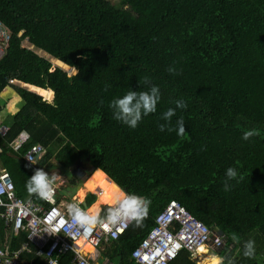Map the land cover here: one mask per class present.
<instances>
[{"label": "trees", "instance_id": "obj_1", "mask_svg": "<svg viewBox=\"0 0 264 264\" xmlns=\"http://www.w3.org/2000/svg\"><path fill=\"white\" fill-rule=\"evenodd\" d=\"M0 21L10 35L0 58V96L11 88L21 99L5 120L0 165L18 197L30 194L26 180L36 168L65 174L88 159L111 180L95 170L87 179L102 177L91 190L100 194L114 182L148 201L139 221L103 253L117 264H133V249L171 201L224 235L216 253L224 264H264V0H0ZM24 40L32 48L22 47ZM33 48L76 73L52 70ZM153 84L161 95L155 112L135 128L113 118L110 100ZM50 91L51 101L38 93ZM178 99L185 108H176ZM169 108L175 115L160 131ZM246 130L253 135L243 140ZM22 133L28 140L14 151ZM33 144L44 153L32 168L23 155ZM229 166L238 179L225 191ZM94 200L88 194L86 205ZM248 239L255 241L251 258L243 256ZM23 240L14 236L11 248ZM195 259L196 252L182 250L169 264Z\"/></svg>", "mask_w": 264, "mask_h": 264}, {"label": "built area", "instance_id": "obj_2", "mask_svg": "<svg viewBox=\"0 0 264 264\" xmlns=\"http://www.w3.org/2000/svg\"><path fill=\"white\" fill-rule=\"evenodd\" d=\"M9 39V31L0 21V58ZM7 130V127H0V136L3 137ZM27 140V134H20L13 141L12 149L19 150ZM43 153L40 144H33L26 150L23 159L33 168ZM56 185L53 183L51 200L41 199L35 193L22 199L16 195L9 174L0 165V229L5 233L2 242L0 240V264H52L53 260L56 264H114L108 257L101 256L98 250L100 244L124 234L135 219H125L108 226L97 224L87 233L79 226L69 228L70 213L65 203L57 202ZM20 235L24 236V241L11 250L10 240ZM224 242L217 229L208 228L180 203L171 201L156 216L155 225L133 249L131 259L133 264H169L181 250L207 252L208 249L223 247ZM84 245H89L92 251H84ZM66 253L71 255L61 263Z\"/></svg>", "mask_w": 264, "mask_h": 264}, {"label": "clouds", "instance_id": "obj_3", "mask_svg": "<svg viewBox=\"0 0 264 264\" xmlns=\"http://www.w3.org/2000/svg\"><path fill=\"white\" fill-rule=\"evenodd\" d=\"M166 70L172 74H178L179 72V69H177L174 65H169ZM145 80L147 81L148 78L145 77ZM160 98L161 95H160L159 87L153 84L150 85V87H148L147 90H139V91L128 90L122 96L110 100L108 106L112 110V116L115 120L125 124L130 128H135L143 116H147L148 114L156 111V105L160 101ZM175 106L178 109L185 108L186 104L182 99H178L175 101ZM174 115H175V109L173 108H169L167 111H165L162 114V118L165 121V123L160 124L158 126L160 131H164L168 127V121ZM0 127L8 128V126L5 125V122ZM168 130L171 131L172 129L168 128ZM176 131L177 134H183L184 132V123L182 118L176 120ZM252 135H253L252 130H246L242 133L241 139L248 140L249 137H251ZM56 178H60V177L58 175L56 176L49 175V173L45 172L43 168L38 167L35 169L33 174L29 178H27L26 189L30 193L37 194V196L41 199L51 200L54 192L53 181ZM234 179H238V170L234 167L229 166L225 170V181L223 184V188L225 191L230 190L231 188L230 182ZM122 192L121 195L118 197L115 206L108 208L106 210V215L103 217H100L99 214H97V210L95 209L87 210L86 208H83V205L80 203L74 202L68 204L67 201L69 200H67L66 198L57 197V202H63L67 205L68 212L70 213V218H71V223L68 225V227L72 228L73 225L79 226V228L83 229V231L87 233L88 231L91 230L93 226L97 224H100L102 226H108L123 221L125 219L127 220L135 219L139 221V218L145 214L146 207L148 204L146 198L142 196H138L135 193H125V192L122 193ZM88 194H93L95 197H97L96 193L94 192L92 193L88 192L84 194V196L86 197ZM74 195L76 197V192ZM72 197L73 195L71 196V198ZM12 241L13 238L10 240V245H9L11 250H12L11 248ZM109 241H113V240H109ZM224 241H225V237H224ZM98 250H100L101 256H105L103 255V252L101 251L100 247ZM201 251L205 252L203 250ZM255 252H256L255 241L253 239L246 240L243 244V256L251 258L255 255ZM26 258H28V256H26ZM109 259L113 262L111 258ZM52 264H56V261L53 260ZM217 264H224V257H218ZM227 264H233V261L228 260Z\"/></svg>", "mask_w": 264, "mask_h": 264}, {"label": "rangeland", "instance_id": "obj_4", "mask_svg": "<svg viewBox=\"0 0 264 264\" xmlns=\"http://www.w3.org/2000/svg\"><path fill=\"white\" fill-rule=\"evenodd\" d=\"M110 1L112 4L114 5H118L119 4V0H108ZM20 35V33L18 34V36ZM22 47H29V48H32L28 45L27 41H23L22 42ZM34 49V48H33ZM34 51H36L39 55L45 57V58H48L52 64L51 66V69L53 70L55 67H60L62 68L63 70H65L67 72L68 75H73L76 73L75 69H70L68 68L67 66H62L61 64H59V62L53 58H51L48 54H46L45 52L41 51V50H38V49H34ZM16 83V82H14ZM22 86H26L28 88V85H23ZM50 93V92H48ZM52 94V92H51ZM41 96V95H40ZM52 96L53 95H50V96H47L46 94L44 95L43 94V99L45 97L46 101H51L52 100ZM11 97V100L15 99L14 102H16L17 100H19V96H17L13 90L11 88H6V90L2 93V95L0 96V106L2 107V111L0 112V122H3L7 116H9L11 113L10 111H8V104L11 103V108H14V106H16L17 104L13 105L12 102L10 100H8L9 98ZM44 99V100H45ZM21 101V99H20ZM13 102V103H14ZM11 117V116H9ZM59 147V146H58ZM55 150V148H54ZM83 161V160H82ZM49 164L51 165H55V161L52 159L50 160ZM45 172L49 173V175H52V176H56L58 175L60 178H56L53 183H57V191H58V194H57V197H61V198H66L67 200H70L71 196L75 194L76 192V188L78 185L81 186V188L83 189L85 187V189H83V192L84 194L85 191H92L89 187H86V186H91L92 184H96L99 180L100 177L102 176H98L97 174L94 175V177H91L89 179H87L86 182L83 183V186H82V181L83 180H78V179H75V182L70 184L68 183V181L72 178V175L70 174V171L68 170V172H66L65 174H63L57 167H47L44 166V169H43ZM86 175L89 174L88 171H90V167L89 165H87L86 163ZM81 179V178H80ZM66 181V182H65ZM65 182V183H64ZM90 189V190H88ZM120 192V191H119ZM88 193V192H87ZM90 193V192H89ZM92 193V192H91ZM120 195H121V192H120ZM82 201V199H80ZM202 252V251H201ZM202 254V253H200ZM202 256H205V255H202ZM102 260V257L98 259V262H100ZM214 260L216 259H213L211 261H209L208 263H205V264H211L214 262ZM115 264H117V261H113Z\"/></svg>", "mask_w": 264, "mask_h": 264}, {"label": "crops", "instance_id": "obj_5", "mask_svg": "<svg viewBox=\"0 0 264 264\" xmlns=\"http://www.w3.org/2000/svg\"><path fill=\"white\" fill-rule=\"evenodd\" d=\"M8 100H10L11 102H12V104L13 105H15V104H18V100L16 101V102H14L15 101V99H13V100H11V97L8 99ZM14 102V103H13ZM9 106H8V111H10V113L12 112V110H13V108H11V103H9L8 104ZM15 107V106H14ZM6 120V119H5ZM5 120L3 121V122H5ZM3 122H0V123H3ZM87 163V165H89L88 164V161L86 162ZM86 163H84V162H82V170L84 171L83 172V175L81 176V178H83V182H86L87 181V178L95 171V170H100V169H93L90 165H89V167H90V171H88L89 172V174L88 175H86V173H87V171H86ZM75 168V165H74V167L73 168H71V169H74ZM100 171H102V170H100ZM103 172V171H102ZM104 173V172H103ZM105 174V173H104ZM106 175V174H105ZM107 176V175H106ZM107 179L109 180V181H111L109 178H108V176H107ZM113 182V181H112ZM65 183V182H64ZM57 184V183H56ZM113 184L116 186V187H118L114 182H113ZM95 184H92L91 186H86V187H89L90 189L94 186ZM82 186H83V184H82ZM78 189H80V188H76V193H77V191H78ZM84 189H85V187H84ZM90 189H88V190H90ZM118 189H119V191L120 192H122V190L118 187ZM85 190H87V189H85ZM82 191H83V189H82ZM87 192H94V193H96V195H97V197H95V200H94V202L90 205V206H87L86 205V207H85V205H83V203L85 202V199H86V197L85 196H83L81 199H82V201L80 200V199H78L77 197H75V195H73V197L71 198V200H69V201H67V203L69 204V203H74V202H77V203H80V204H82L83 205V208H86L87 210L91 207V206H93L95 203H96V201H97V199H98V197H99V195L102 193H98L96 190H92V191H85V193H87ZM84 193V192H83ZM123 193V192H122ZM85 204H86V202H85ZM105 206H108V207H112L113 206V204L112 205H109V204H98L96 207H98L97 208V214H100V212L103 210V207H105ZM85 247V246H84ZM89 250H91V247L90 248H88V247H86V248H84V251H89ZM209 250V249H208ZM104 253V252H103ZM200 253H202V254H200ZM217 253V250H214V249H210L208 252H196V259H195V263L196 264H205V263H208L209 261H211V260H213V259H216L217 260V258L219 257V255L218 254H216ZM202 255H205V256H202ZM217 264V263H216Z\"/></svg>", "mask_w": 264, "mask_h": 264}, {"label": "bare ground", "instance_id": "obj_6", "mask_svg": "<svg viewBox=\"0 0 264 264\" xmlns=\"http://www.w3.org/2000/svg\"><path fill=\"white\" fill-rule=\"evenodd\" d=\"M59 64H61L62 66L64 65L62 62H59ZM64 66H66V65H64ZM68 68H70V67H68ZM38 93L41 94L42 96H43V94L44 95L46 94L47 96L53 95V92L51 94V91H50V93H41V92H38ZM52 98H53V96H52ZM83 196H84V193L82 191V188L78 189V191L76 193V197L78 199H81ZM119 196H120V192H119L118 187H116L113 183H110L102 191V193L99 195L96 203L93 206H91L88 210H91V209L97 210L98 207H96V206L98 204H109V205H112V204H114L117 201V199H118ZM109 243H110V241H106V240L101 242L100 248H101V251L102 252L106 253V248H107V245ZM84 246H83V250L86 247L90 248L89 245H84ZM90 251H92V248H91V250H89L87 252H90Z\"/></svg>", "mask_w": 264, "mask_h": 264}, {"label": "water", "instance_id": "obj_7", "mask_svg": "<svg viewBox=\"0 0 264 264\" xmlns=\"http://www.w3.org/2000/svg\"><path fill=\"white\" fill-rule=\"evenodd\" d=\"M88 161V159H87ZM70 173L74 175L76 178H81L83 175V170H82V162L80 160H77L75 163V168L74 169H69ZM85 205V202L83 203Z\"/></svg>", "mask_w": 264, "mask_h": 264}, {"label": "flooded vegetation", "instance_id": "obj_8", "mask_svg": "<svg viewBox=\"0 0 264 264\" xmlns=\"http://www.w3.org/2000/svg\"><path fill=\"white\" fill-rule=\"evenodd\" d=\"M72 177H74L75 179H78L79 181H80V180H83V178H81V179H80V178H76V177H75V176H73V175H72ZM65 182H66V181H65ZM74 182H75V180H74ZM82 184H83V181H82ZM78 187H81V186H80V185H78V186H77V188H78Z\"/></svg>", "mask_w": 264, "mask_h": 264}]
</instances>
